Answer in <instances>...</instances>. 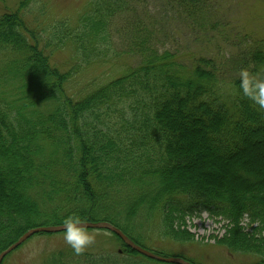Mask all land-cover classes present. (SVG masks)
Listing matches in <instances>:
<instances>
[{
	"label": "trees",
	"instance_id": "1",
	"mask_svg": "<svg viewBox=\"0 0 264 264\" xmlns=\"http://www.w3.org/2000/svg\"><path fill=\"white\" fill-rule=\"evenodd\" d=\"M159 1L156 11L203 37L222 35L228 48L182 58L158 43L153 16L157 27L162 20L147 16L154 9L144 0H88L73 20L44 26L47 36L28 26L23 5L0 13V253L28 230L75 214L110 222L164 257H184L146 246L142 236L153 228L161 238L192 240L181 222L207 212L247 219L248 231L237 234L244 242L235 234L222 244L264 263V110L239 90L241 69L264 76V36L211 20L210 0ZM133 11L131 29L117 25ZM168 28L175 43L178 33ZM65 50L74 60L68 69L53 61ZM121 55L134 64L71 89L81 68ZM131 252L97 249L72 261L159 262ZM65 253L47 264H67Z\"/></svg>",
	"mask_w": 264,
	"mask_h": 264
},
{
	"label": "rangeland",
	"instance_id": "2",
	"mask_svg": "<svg viewBox=\"0 0 264 264\" xmlns=\"http://www.w3.org/2000/svg\"><path fill=\"white\" fill-rule=\"evenodd\" d=\"M87 1L88 0H0V13L15 11L19 6L21 7L23 5L24 8H22L21 12H25L28 26L31 28H40L41 30L45 29L47 31V27L44 26H47L52 21L64 20L65 18L73 20L84 8ZM146 1L149 3L147 4ZM144 2L154 9V11L151 12L152 14L149 13L147 16L155 15L162 20L161 26L157 27L160 25V22L153 16L154 24H156V26L154 25L156 27L154 36L158 43L166 48L171 47L180 49L179 54L182 58L188 59L189 57L204 53L209 48L211 52H213L212 49H219L222 48V46L228 48L222 41L224 40L222 35L203 37L199 29H196L194 32L187 28H181L173 20L170 11H156L162 7L161 1L144 0ZM209 4L210 8L213 9L209 11L208 18L211 19L218 16L222 21L223 27L226 28V25L229 26L226 28L227 30L232 29L234 32H249L258 36H264V0H210ZM140 13L142 14V11H140ZM139 16L140 15L137 14V17ZM127 19L131 22L134 21V11L128 18H119L117 25L119 24L118 26H126L131 29L130 24H127L128 26L126 25ZM168 25L172 30L178 33L177 38H175V43H171L168 40L171 37L169 36L170 29ZM210 33L213 32L210 31ZM47 34L48 31L44 32V35L47 36ZM119 36L120 35L115 37V43H120L121 39ZM228 46L229 49H232V46ZM53 61L59 63V66L63 67V69H68L74 63L70 50L56 52L53 55ZM133 64V57L121 55L113 59L110 63H102L100 65L94 64L83 67L75 74V79L70 85L71 89L75 87L77 91H81L84 85L92 88L98 81L105 82L106 78L114 76L115 73L118 74L122 69H126ZM249 224L251 223L244 218L239 220L237 218L228 219L227 217L202 212L185 216L180 224L182 232L193 237L194 239L192 240L174 241L161 238L158 232H153V228L145 231V235L142 236V239L146 246L150 245L156 249H165L167 251L182 254L184 257H176H182L190 263L191 261L186 258H191L197 264H252L254 258L245 255V253L232 251L227 245L222 244L223 242H228L235 234V240L238 243L240 239L244 242L243 236L237 235L238 230L241 231L242 234L247 232ZM236 226H238L237 229ZM256 226L255 224L251 225V227ZM86 229L88 232L95 235L96 240L95 244L89 247L85 252L88 251L93 253L96 252L97 249H106L110 252L116 250L117 252L124 251V254L128 255L132 253L131 247L127 244L126 248L123 247V245H116L115 238L106 234V232L100 229ZM63 231L35 233L22 245L8 254L2 264H47L48 259L56 252L60 251L66 252L64 256L67 257V264H79L72 261L80 260L79 258L86 260L85 256L81 254L76 255L73 250L64 243ZM145 249H147V247ZM123 259L128 260L129 256L125 255ZM131 259H133L134 262V258L132 257ZM137 259H135V261L140 264H176L161 261H159L160 263L152 262L141 257H139V260Z\"/></svg>",
	"mask_w": 264,
	"mask_h": 264
},
{
	"label": "clouds",
	"instance_id": "3",
	"mask_svg": "<svg viewBox=\"0 0 264 264\" xmlns=\"http://www.w3.org/2000/svg\"><path fill=\"white\" fill-rule=\"evenodd\" d=\"M239 90L243 96L264 110V76L253 75L247 69L239 72ZM84 222L79 215H69L63 222V241L76 255L84 253L95 244L96 237L83 226Z\"/></svg>",
	"mask_w": 264,
	"mask_h": 264
},
{
	"label": "water",
	"instance_id": "4",
	"mask_svg": "<svg viewBox=\"0 0 264 264\" xmlns=\"http://www.w3.org/2000/svg\"><path fill=\"white\" fill-rule=\"evenodd\" d=\"M84 222V227L86 228H90V229H107L110 230L112 232H114L115 234H117L118 236H120L122 238V240L129 246L131 247L133 250H136L137 252H139L140 254L157 260V261H161V262H167V263H176V264H192L188 261H186L184 258L182 257H164L161 256L159 254H156L148 249L143 248L142 246H140L139 244H137L136 242H134L127 234H125L120 228H118L117 226L113 225L110 222H106V221H100V222H92V221H83ZM59 231H63V227L62 225H51V226H39L33 229L28 230L26 233H24L14 244H12L11 246H9L6 250L2 251L0 253V264H2L3 260L5 259V257L10 254L12 251H14L16 248H18L20 245H22L25 241H27L32 235H34L35 233H53V232H59ZM264 264V263H263Z\"/></svg>",
	"mask_w": 264,
	"mask_h": 264
}]
</instances>
